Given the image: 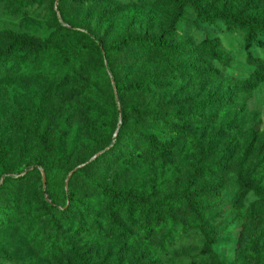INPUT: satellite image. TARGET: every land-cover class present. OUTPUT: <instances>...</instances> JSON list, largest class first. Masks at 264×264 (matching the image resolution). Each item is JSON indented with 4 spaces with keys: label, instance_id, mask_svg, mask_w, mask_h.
Segmentation results:
<instances>
[{
    "label": "rangeland",
    "instance_id": "obj_1",
    "mask_svg": "<svg viewBox=\"0 0 264 264\" xmlns=\"http://www.w3.org/2000/svg\"><path fill=\"white\" fill-rule=\"evenodd\" d=\"M197 1L206 4L205 18L194 0H186L165 34L178 53L154 55L125 43L106 54L110 88L101 95L98 87L100 95L94 97L86 81L100 79L102 54L87 45V37L100 47L126 33L155 39L166 31L174 5L165 0H0V51L11 36L47 39L46 50L33 59L34 70L0 71V146L6 149L0 264H264V84L244 87L252 70L246 55L264 57V44L259 35L246 47L243 25L212 16L226 9L256 22L264 19V0ZM68 56L76 60L74 74L65 77ZM113 77L138 81L140 88L117 95ZM108 94L115 109L133 102L145 116L142 123L128 118L116 140L119 119L108 107ZM39 96L44 98L40 104ZM37 111V129L45 131L51 152L28 133ZM97 115L104 124L91 126ZM161 118L170 127L159 123ZM141 124L158 140L170 141L168 152L124 164L137 147ZM208 163L216 166L206 173ZM108 184L130 187L148 203H170L175 232L162 251L156 248L164 230L135 242L116 233L99 193ZM207 186L217 195L203 198L202 222H194L179 201L181 193ZM13 191L20 193L14 203ZM124 227L138 233L136 225ZM207 237L212 240L204 252Z\"/></svg>",
    "mask_w": 264,
    "mask_h": 264
},
{
    "label": "trees",
    "instance_id": "obj_2",
    "mask_svg": "<svg viewBox=\"0 0 264 264\" xmlns=\"http://www.w3.org/2000/svg\"><path fill=\"white\" fill-rule=\"evenodd\" d=\"M17 2L18 0H13ZM174 5L173 13L167 23V28L164 33L158 34L155 39H151L136 34L126 33L118 39L112 40L106 47H100L99 43L93 37H87V45L100 51L102 58L99 59L98 71L100 73V79L88 78L85 87L87 93L91 96H98L99 88L102 87L101 95H104L103 90H109L110 82L107 79V74L104 72L105 60L107 59V53L119 50L125 43L129 42L141 50H145L154 55H171L179 52L175 45H171L165 38V34L173 30V27L182 15L186 0H165ZM195 7L199 10V15L204 19L206 12V4L203 1L194 0ZM214 18H221L229 22H233L245 27L246 33V47L250 43L257 39L260 35V42L264 44V19L253 22L248 18L241 17L237 14L231 13L229 10L221 9L212 13ZM46 41L41 39H32L30 37H15L11 36L4 50L0 51V71H13L16 72L20 69L22 72L28 73L29 70H34L33 59L39 56L46 50ZM247 61L252 65V70L248 73L244 79V87L246 89H254L261 84H264V57L253 55L250 52L246 55ZM76 57L68 56L66 61L69 65L66 71L74 74L72 65ZM85 66L91 68L93 63H85ZM111 72V71H110ZM98 84L100 86H98ZM113 91L120 95L124 91L137 90L140 88L138 81H120L115 77L112 78ZM99 93V95H100ZM104 97V96H103ZM44 98L38 97L37 103L40 104ZM108 101V107L114 111V117L119 119L118 128L115 131V140L120 136L122 126L128 118L135 122L142 123L144 111L133 102L120 103V109H115L114 102L112 101V95L108 94L105 99ZM94 108V107H93ZM40 110V107H39ZM104 118L102 115H97L95 119L91 121V126H100L104 124ZM39 111H37L32 119L30 118L28 124V133L38 142L41 149L47 152L54 150L51 142L47 141L46 133L43 130H38ZM159 123L166 127H170V123L165 118H161ZM178 131V127H174L173 131ZM135 140L137 141V147L134 151L129 153L124 159L123 163H129L136 160H143L145 156L163 157L168 152V146L170 141L158 140L150 129L141 124L140 129L135 133ZM104 145H100L98 148H103ZM133 147V145H131ZM6 149L0 146V175L4 173L5 166V154ZM213 163H208L203 167V171L210 172V169L215 167ZM100 196L103 200L102 210L104 215L109 219L111 225H115L116 233L126 236L131 241H149L151 236L158 234L161 231H165V238H162L156 249L162 251L163 245L168 244V239L173 236V224L174 221L169 216L170 203L166 200L156 201L148 203L144 198L133 191L130 187H117L113 184L101 186L99 190ZM207 195H217V190L212 186L200 187V188H186L182 191L180 196V202L183 203L189 212L191 219L194 222H202V212L204 205L202 203L203 198ZM9 197L12 202H17L20 198V193L13 191ZM54 204V203H53ZM55 206V205H54ZM58 206V205H57ZM60 210L64 208V200L61 205L58 206ZM121 213L124 216V221H120L118 214ZM81 220V216L79 217ZM137 226L138 233H132L124 225ZM212 238L207 237L202 244V250L204 252L209 251V243ZM223 264V263H217Z\"/></svg>",
    "mask_w": 264,
    "mask_h": 264
}]
</instances>
